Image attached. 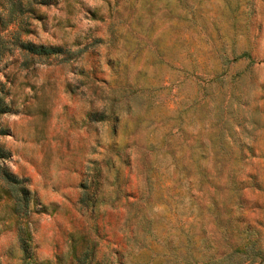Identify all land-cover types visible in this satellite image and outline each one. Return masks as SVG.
Returning <instances> with one entry per match:
<instances>
[{
  "label": "rangeland",
  "instance_id": "1",
  "mask_svg": "<svg viewBox=\"0 0 264 264\" xmlns=\"http://www.w3.org/2000/svg\"><path fill=\"white\" fill-rule=\"evenodd\" d=\"M0 40V264H264V0H0Z\"/></svg>",
  "mask_w": 264,
  "mask_h": 264
},
{
  "label": "trees",
  "instance_id": "2",
  "mask_svg": "<svg viewBox=\"0 0 264 264\" xmlns=\"http://www.w3.org/2000/svg\"><path fill=\"white\" fill-rule=\"evenodd\" d=\"M21 6V0H13V7L19 8ZM13 44L26 54H30L32 56H48V54L54 53V47H45L43 45H35L29 42L19 41L16 36H14ZM8 50L7 45L3 41L0 40V57L4 51ZM3 104L0 102V113L3 112ZM3 157L2 150L0 148V158ZM0 182L5 187V195L10 200H12L11 204V212L20 216L23 215L27 211L29 198H28V190L26 189L25 185L23 184L22 180L13 176L9 171H7L4 166H0ZM18 232V239L22 249V257L23 260L26 262V258L28 256V249H27V238L20 228L16 227ZM90 255V250L85 248L83 245L79 247H72L70 248V256L72 258H79L82 261ZM92 255V253H91ZM27 264V263H26Z\"/></svg>",
  "mask_w": 264,
  "mask_h": 264
}]
</instances>
